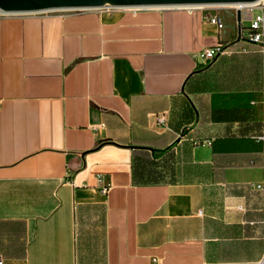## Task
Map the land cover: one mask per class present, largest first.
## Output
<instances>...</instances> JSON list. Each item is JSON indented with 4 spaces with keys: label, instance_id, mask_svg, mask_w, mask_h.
<instances>
[{
    "label": "crops",
    "instance_id": "obj_1",
    "mask_svg": "<svg viewBox=\"0 0 264 264\" xmlns=\"http://www.w3.org/2000/svg\"><path fill=\"white\" fill-rule=\"evenodd\" d=\"M235 35L231 7L0 16L1 264H264V54Z\"/></svg>",
    "mask_w": 264,
    "mask_h": 264
},
{
    "label": "water",
    "instance_id": "obj_2",
    "mask_svg": "<svg viewBox=\"0 0 264 264\" xmlns=\"http://www.w3.org/2000/svg\"><path fill=\"white\" fill-rule=\"evenodd\" d=\"M259 0H0V16L33 15L54 11H85L102 8L111 9H191L208 7H239L256 3ZM240 11L235 9L234 18L236 25L235 39L228 44H236L241 38ZM209 62L204 68L191 72L184 82L192 75L202 72L209 67ZM182 91V89H181ZM193 109L194 122L189 128H193L198 120L197 111L191 101L185 97ZM182 136L180 133L179 137ZM179 137L176 139L178 141Z\"/></svg>",
    "mask_w": 264,
    "mask_h": 264
},
{
    "label": "built area",
    "instance_id": "obj_3",
    "mask_svg": "<svg viewBox=\"0 0 264 264\" xmlns=\"http://www.w3.org/2000/svg\"><path fill=\"white\" fill-rule=\"evenodd\" d=\"M232 8V7H231ZM193 9V8H191ZM202 9V8H194ZM239 9L240 15V25L246 21V25L241 28V39L250 45H255L258 47L259 52L264 54V0H259L256 3L241 5L239 7L232 8ZM208 21L216 26L217 29L222 27V21L218 15H212L209 17ZM240 52H245L244 49H240ZM230 51L227 48H224L222 45H216L214 47L206 48L199 51L196 55L197 60L201 65H205L209 62L214 61L218 56L230 55ZM264 82V78H263ZM158 124L163 123L162 118L156 120ZM256 141L261 144V155L262 163L264 168V120L262 121V133L256 137ZM258 190H264V178L262 182L255 186ZM102 193H105V189L101 190ZM1 264V260H0Z\"/></svg>",
    "mask_w": 264,
    "mask_h": 264
},
{
    "label": "trees",
    "instance_id": "obj_4",
    "mask_svg": "<svg viewBox=\"0 0 264 264\" xmlns=\"http://www.w3.org/2000/svg\"><path fill=\"white\" fill-rule=\"evenodd\" d=\"M224 48H225V47H224ZM207 64H208V63H207ZM207 64H206V65H207ZM204 66H205V65H204ZM204 66H203V67H204ZM262 72H263V73H262V75H263V74H264V63H263V65H262ZM263 89H264V86H263ZM261 126H262V123H261ZM185 132H186V130H183V131H182V135H184ZM256 136H257V135H256Z\"/></svg>",
    "mask_w": 264,
    "mask_h": 264
},
{
    "label": "rangeland",
    "instance_id": "obj_5",
    "mask_svg": "<svg viewBox=\"0 0 264 264\" xmlns=\"http://www.w3.org/2000/svg\"><path fill=\"white\" fill-rule=\"evenodd\" d=\"M243 23V22H242ZM241 23V28L244 27L245 25Z\"/></svg>",
    "mask_w": 264,
    "mask_h": 264
}]
</instances>
